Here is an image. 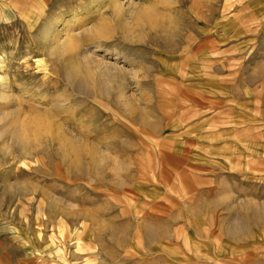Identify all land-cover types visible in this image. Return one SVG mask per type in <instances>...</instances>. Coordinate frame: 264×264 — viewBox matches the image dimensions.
Masks as SVG:
<instances>
[{"label":"rangeland","instance_id":"374dc122","mask_svg":"<svg viewBox=\"0 0 264 264\" xmlns=\"http://www.w3.org/2000/svg\"><path fill=\"white\" fill-rule=\"evenodd\" d=\"M37 1L0 0V264H264V0H175L167 43L97 52L123 75L102 94L44 69L43 27L79 6Z\"/></svg>","mask_w":264,"mask_h":264},{"label":"bare ground","instance_id":"6f19581e","mask_svg":"<svg viewBox=\"0 0 264 264\" xmlns=\"http://www.w3.org/2000/svg\"><path fill=\"white\" fill-rule=\"evenodd\" d=\"M33 1H36L37 5L38 1ZM45 1L48 5L49 0ZM70 1H72L71 5L75 4L79 7L67 13L66 11L70 8H64V11L60 14V18H51L43 27V46L45 47L43 50V60H45L46 65L44 69L49 71V68H52L53 62L58 61L62 69H64L65 79L71 82H78L80 86L84 85L86 88L92 83L94 85L93 90L101 94L105 91L104 83L116 82L120 84L123 75L122 71L119 68L117 69L115 65H111L106 60L103 61L104 59L99 60L96 57L97 52L111 57L116 56L127 62H129L128 59L130 58L129 55L123 53L118 47L112 46L107 48L108 44H106V41L117 38L123 44L132 46L136 44L142 45L147 43L149 38H153L157 42L167 43L170 40L172 31L176 28L175 8L177 7V3L175 0L167 2L169 8L166 10L160 8L159 5L163 4L162 2H154L153 0H145L144 2L143 0ZM74 1L75 3H73ZM247 2L246 8L251 7L254 0ZM36 9H38V6H36ZM34 11L33 9L27 15L29 27L31 25L36 26L40 19L34 14ZM43 11L44 8L40 14ZM191 13L196 15V20L200 19L193 9H191ZM192 46L193 42L188 40L187 48L184 50L186 56H190L194 52L195 49H191ZM198 60V63L204 69L210 68L209 60V64L206 63L207 60L205 58ZM199 75V73H195L194 75L185 74L189 79L198 77ZM2 81L3 90L6 92L8 83L4 78ZM12 136L16 143L24 150L31 143H35L34 140L39 141L43 139V137L41 138L36 134V130H33L30 124L23 122L16 126ZM57 141L62 146L64 156L76 165H80L82 162L81 153L77 151L75 141L61 136V133H58ZM89 153L84 154L90 156ZM40 264L49 263L45 262L44 258H41Z\"/></svg>","mask_w":264,"mask_h":264}]
</instances>
